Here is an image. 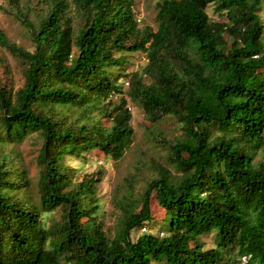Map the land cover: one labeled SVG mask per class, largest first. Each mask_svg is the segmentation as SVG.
<instances>
[{
	"label": "trees",
	"instance_id": "1",
	"mask_svg": "<svg viewBox=\"0 0 264 264\" xmlns=\"http://www.w3.org/2000/svg\"><path fill=\"white\" fill-rule=\"evenodd\" d=\"M45 5L22 21L34 51L0 30L25 78L15 92L0 77V264H237L235 255L264 264V0H161L157 30L139 26L134 0ZM125 52L147 55L141 73L118 77ZM129 102L152 123L182 125L168 158L179 176L157 169L140 212L123 207L111 238L97 214L101 178L75 181L64 159L122 160L135 135ZM34 134L43 143L35 194L5 149ZM214 232L217 246L205 249L199 238Z\"/></svg>",
	"mask_w": 264,
	"mask_h": 264
},
{
	"label": "rangeland",
	"instance_id": "2",
	"mask_svg": "<svg viewBox=\"0 0 264 264\" xmlns=\"http://www.w3.org/2000/svg\"><path fill=\"white\" fill-rule=\"evenodd\" d=\"M134 11L141 28L146 26L157 30L156 6L161 0H134ZM36 7L40 10L46 9L45 0H21L15 5L11 0H0V30L7 38L18 46L34 51V44L31 34L22 24L23 20L35 21L36 17L30 9ZM34 8V9H36ZM264 8V7H263ZM209 14L214 19H218V13L214 8L209 9ZM264 19V11L261 13ZM222 19L221 17H219ZM124 56L123 65L115 67L114 71L121 75H130L135 72H142L148 64L145 53H122ZM2 61V62H1ZM24 66L7 49L0 47V77L4 78L11 88L16 92L25 84L23 76ZM10 72V74H8ZM124 88L127 89L129 78L121 79ZM129 109L132 113L131 126L134 129V141L124 158L119 161L113 160L101 151H93L84 154L83 158L67 156L64 159L65 166L74 169L75 181H80L86 175L98 174L101 182L96 188V205L98 206V216L103 229L108 236L114 238L120 228L123 207L139 213L141 210V197L146 186L153 177H157V169L169 170L173 176H179L176 169L169 163L170 148L169 143L180 139L183 130L172 116L163 118L157 123L150 122L145 116L144 110L139 105L129 102ZM73 118L80 116L79 112H73ZM97 115V111L94 110ZM105 129L110 127V123L101 119ZM42 140L37 135H31L20 144H10L5 147L7 152L13 151L20 163V167L27 172L30 181L31 192L35 194L39 179V167L37 157L42 147ZM152 215L157 221L153 232L160 233L166 228V223L161 222L165 218L164 211L156 202L155 194L151 201ZM50 215L44 221L48 225ZM140 235L134 234V239ZM162 235V234H161ZM215 232L201 236L199 241L204 244L205 249L217 246ZM234 258L237 264H245L243 257Z\"/></svg>",
	"mask_w": 264,
	"mask_h": 264
},
{
	"label": "built area",
	"instance_id": "3",
	"mask_svg": "<svg viewBox=\"0 0 264 264\" xmlns=\"http://www.w3.org/2000/svg\"><path fill=\"white\" fill-rule=\"evenodd\" d=\"M143 231H146V229L144 228ZM162 235H163V234H162ZM244 259H246V258L244 257Z\"/></svg>",
	"mask_w": 264,
	"mask_h": 264
}]
</instances>
